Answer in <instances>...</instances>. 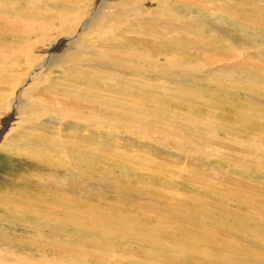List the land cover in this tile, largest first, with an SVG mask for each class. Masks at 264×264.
<instances>
[{
  "label": "bare ground",
  "instance_id": "bare-ground-1",
  "mask_svg": "<svg viewBox=\"0 0 264 264\" xmlns=\"http://www.w3.org/2000/svg\"><path fill=\"white\" fill-rule=\"evenodd\" d=\"M105 1L0 0V264H264V0Z\"/></svg>",
  "mask_w": 264,
  "mask_h": 264
},
{
  "label": "rangeland",
  "instance_id": "rangeland-1",
  "mask_svg": "<svg viewBox=\"0 0 264 264\" xmlns=\"http://www.w3.org/2000/svg\"><path fill=\"white\" fill-rule=\"evenodd\" d=\"M105 2H110V0H108V1H105ZM148 3L146 4V6H144L145 8H146V10H147V8H148ZM90 7V6H89ZM130 6L128 5V6H126V8H129ZM88 28V27H87ZM89 29V28H88ZM107 29H109V28H107ZM53 36V34H51V38H53L52 37ZM72 43V42H71ZM71 43H64L65 45H63V47H62V51H66V50H68V48H66V47H68V45L67 44H71ZM65 48V49H64ZM61 51V52H62ZM249 64L250 65H252V63L251 62H249ZM34 72H35V69L33 70ZM54 75V76H53ZM56 75V76H55ZM58 75H59V72L58 71H56L55 72V74H49V75H45L46 76V78H48V79H51V80H53V78H54V80H55V78L56 79H58L57 77H58ZM51 76H53V77H51ZM60 78V77H59ZM33 79V78H32ZM67 79H69L68 78V76H67ZM60 80H62L61 78H60ZM63 81V80H62ZM13 122V119L11 120V123ZM11 128H13L12 126H11ZM11 128H9L8 129V131H10V133L8 132V131H6V132H8V134L6 135V136H8L7 138H5L4 137V139H6V140H3V142L2 143H0V197H5V198H11V197H13V196H15V194H14V192H17V189H18V187H16V185H18L19 183V180H21L24 176H26L27 174H29L28 173V171L29 170H34V169H36L37 168V165L36 164H34V163H31V162H27V161H29V159H28V157H26L27 155L26 154H23L22 153V151H20V150H16V148H14V149H12V146H15V144L14 143H16L15 141L13 142H11V141H9V139L10 138H12L13 139V130L11 129ZM13 133H12V132ZM5 132V133H6ZM12 133V134H11ZM10 134V135H9ZM16 135H18V134H16ZM10 137V138H9ZM124 140H127V138L126 137H124ZM12 144V145H11ZM2 145L4 146V147H2ZM8 148H9V150H8ZM17 155V156H16ZM30 157V156H29ZM31 158V157H30ZM145 167H146V165H145ZM36 171H38V173H40L41 171L40 170H36ZM33 180V179H32ZM36 180V181H35ZM30 182H31V184H38V180L35 178L33 181H31L30 180ZM113 184H118L117 183V181L115 180V179H113L112 181H111ZM255 183V184H254ZM250 184H251V186L252 187H254L255 185V187L256 188H259L258 187V185H261V184H264V182H262V181H259V180H252L251 182H250ZM104 186H103V188L102 189H100L99 190V194L101 195H99L100 197H104V199H109L108 197H110V195H108V197H107V193H108V191L105 189L104 190ZM10 190V191H9ZM255 190H257V189H255ZM255 190H252V192L254 191V196H255V194H256V197H255V199H258V200H262V201H264V195L263 194H261L260 192H262L263 190H258V191H255ZM260 191V192H259ZM183 193H185V192H183ZM180 194V193H179ZM206 194H208V195H212L213 196V192H208L207 191V193ZM253 194V193H252ZM250 195H251V193H250ZM16 197H18V199L20 200L21 198L19 197V195H16ZM205 197V196H204ZM214 197V196H213ZM111 198V197H110ZM219 197H214V199H213V202H215V200L216 199H218ZM206 199H207V197H206ZM209 199V198H208ZM125 200V198H124V196H123V200L122 201H120V202H118L117 203V206H116V209H117V211H118V213L120 212V210H121V207H122V204H123V201ZM2 204H5V205H2ZM8 208H10L11 209V206H9V205H7L6 204V202H4L3 201V198L1 199L0 198V211H3V210H7ZM132 210H133V207L131 208ZM9 210V209H8ZM183 210H186L187 212H192L189 208H187V207H185ZM209 210L212 212V211H214V212H216L215 210H214V207H210L209 208ZM201 214V213H200ZM203 214L204 213H202L201 215H200V219L198 220L199 222H201V223H207V224H209L210 226H214V224L217 222V223H219V219L218 218H216V217H213V218H207L206 216L204 217L203 216ZM148 215H150L149 213H148ZM205 218V219H204ZM213 219V220H212ZM212 220V221H211ZM154 223H152V224H156V219H154ZM216 221V222H215ZM233 222V221H232ZM159 223V222H158ZM225 230L226 231H230V233L231 232H236V234H238L239 232L237 231V230H234V229H232L231 228V226L230 225H225ZM258 239H260V237H257L255 240H253V242L254 243H257L258 244ZM230 246L231 247H235V244L231 241L230 242ZM243 246L245 247V249H248V248H250V246H248V245H246L245 243H243Z\"/></svg>",
  "mask_w": 264,
  "mask_h": 264
}]
</instances>
